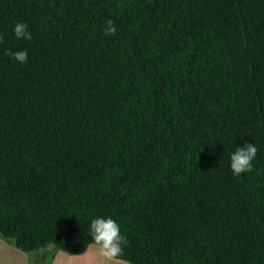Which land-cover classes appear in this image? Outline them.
Masks as SVG:
<instances>
[{
  "label": "trees",
  "instance_id": "1",
  "mask_svg": "<svg viewBox=\"0 0 264 264\" xmlns=\"http://www.w3.org/2000/svg\"><path fill=\"white\" fill-rule=\"evenodd\" d=\"M96 216L129 264H264V0H0V237L80 255Z\"/></svg>",
  "mask_w": 264,
  "mask_h": 264
},
{
  "label": "clouds",
  "instance_id": "2",
  "mask_svg": "<svg viewBox=\"0 0 264 264\" xmlns=\"http://www.w3.org/2000/svg\"><path fill=\"white\" fill-rule=\"evenodd\" d=\"M115 31L113 22L107 21L106 33ZM13 34L19 39H31V32L25 22H17L13 27ZM13 59L19 63H24L27 58V50L9 53ZM257 148L254 143H244L236 146L234 151L229 154V168L234 176L241 173L251 172L253 160L256 157ZM88 231L91 240L89 243L98 247L100 254L107 260L119 259L123 252V246L128 243L127 237L121 234L120 224L111 216H96L90 220ZM126 264V262H125Z\"/></svg>",
  "mask_w": 264,
  "mask_h": 264
},
{
  "label": "crops",
  "instance_id": "3",
  "mask_svg": "<svg viewBox=\"0 0 264 264\" xmlns=\"http://www.w3.org/2000/svg\"><path fill=\"white\" fill-rule=\"evenodd\" d=\"M0 254L3 255L0 257L1 262L4 264H29L28 258L26 255L20 253V259L13 261L11 258H8V245L0 240ZM47 255L42 256L45 258ZM88 256V257H87ZM49 264H125V261L120 259L107 260L103 257L98 247L91 244L87 247L86 251L80 255H73L64 251L53 253L51 255ZM126 264H129L126 262Z\"/></svg>",
  "mask_w": 264,
  "mask_h": 264
},
{
  "label": "rangeland",
  "instance_id": "4",
  "mask_svg": "<svg viewBox=\"0 0 264 264\" xmlns=\"http://www.w3.org/2000/svg\"><path fill=\"white\" fill-rule=\"evenodd\" d=\"M92 4L96 5L98 4L99 0H89ZM0 240H2L5 244L8 245V258H11L13 261H17V259H20V253L22 255H26L28 258L29 264H49L51 255L53 253L61 252V250L55 249L52 245H47L44 248H40L35 251L31 252H22L16 248H14L10 241L4 240L0 237ZM47 255L45 258H42V256ZM3 255L0 254V257ZM88 257V256H87ZM0 264H4V262H1ZM15 264V262H14Z\"/></svg>",
  "mask_w": 264,
  "mask_h": 264
}]
</instances>
